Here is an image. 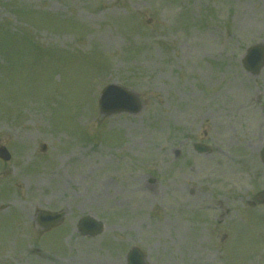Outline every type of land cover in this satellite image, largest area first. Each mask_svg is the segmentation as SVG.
<instances>
[{
    "label": "rangeland",
    "instance_id": "1",
    "mask_svg": "<svg viewBox=\"0 0 264 264\" xmlns=\"http://www.w3.org/2000/svg\"><path fill=\"white\" fill-rule=\"evenodd\" d=\"M257 43L264 0H0V138L12 152L0 181L14 184L0 206H25L27 222L33 208L64 211L66 231L60 252L59 232L37 249L34 233H13L17 214H0V264H127L135 246L149 264H264V210L249 206L264 186V68L253 76L242 59ZM110 83L140 111L97 113ZM39 90L24 109L6 103ZM85 214L105 223L100 236L77 232Z\"/></svg>",
    "mask_w": 264,
    "mask_h": 264
},
{
    "label": "water",
    "instance_id": "2",
    "mask_svg": "<svg viewBox=\"0 0 264 264\" xmlns=\"http://www.w3.org/2000/svg\"><path fill=\"white\" fill-rule=\"evenodd\" d=\"M246 62V66L247 68H249L250 70L252 71H257L258 69H260L263 64H264V47H258V48H253L250 50V54L247 58V60L245 61ZM116 97V96H115ZM111 98V94H110V97ZM137 101V99H136ZM137 104H138V107H140V103L137 101ZM103 108L105 110H103L104 112L107 110V109H114L112 111H116L115 109H127V110H131L133 112H135L137 109L139 110V108H134L133 109V105H134V102L133 104L131 103V101H121L119 103H116L115 105L112 106L111 102H108L106 105L103 104ZM133 106V107H132ZM137 110V111H138ZM107 113H109L110 111H106ZM0 155L1 156H8V151L5 149V148H1L0 149ZM88 224L92 225L93 227H96L95 228V233H98L101 231V224H96V223H93V222H89ZM87 225V222L84 223V226ZM137 253V252H135ZM135 253H132L131 254V260L132 258H135ZM137 264H141V261L139 260L137 262Z\"/></svg>",
    "mask_w": 264,
    "mask_h": 264
},
{
    "label": "bare ground",
    "instance_id": "3",
    "mask_svg": "<svg viewBox=\"0 0 264 264\" xmlns=\"http://www.w3.org/2000/svg\"><path fill=\"white\" fill-rule=\"evenodd\" d=\"M12 106H16V108H18V107H19V105H18V104H16V103H14V102H12Z\"/></svg>",
    "mask_w": 264,
    "mask_h": 264
}]
</instances>
